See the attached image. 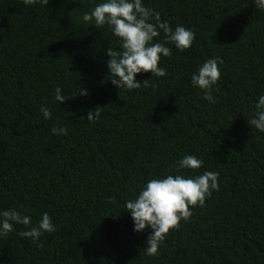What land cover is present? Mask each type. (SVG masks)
<instances>
[{
  "label": "trees",
  "instance_id": "1",
  "mask_svg": "<svg viewBox=\"0 0 264 264\" xmlns=\"http://www.w3.org/2000/svg\"><path fill=\"white\" fill-rule=\"evenodd\" d=\"M101 2L0 0V212L15 209L31 226L47 212L55 226L33 243L14 225L0 236V264H264V133L248 124L264 95V10L254 0H142L195 39L184 51L166 45V76L141 73L147 87L118 90L106 49L120 50L119 38L82 20ZM163 41L161 31L154 42ZM216 57L209 103L191 77ZM57 87L75 98L60 104ZM186 154L203 166L178 169ZM205 171L219 174V190L146 255L151 229L133 230L125 201L149 179Z\"/></svg>",
  "mask_w": 264,
  "mask_h": 264
},
{
  "label": "clouds",
  "instance_id": "2",
  "mask_svg": "<svg viewBox=\"0 0 264 264\" xmlns=\"http://www.w3.org/2000/svg\"><path fill=\"white\" fill-rule=\"evenodd\" d=\"M25 5L40 3L47 6L49 0H23ZM255 6L264 10V0H254ZM82 20L85 23L94 22L97 28L107 25L110 31L119 38L120 50L106 49L109 58L106 62L108 74L112 77L111 84L118 90L139 89L147 87L149 79L140 82L136 76L141 73H151V76L164 77L167 72L159 66L161 56L171 57L172 50L167 44L184 51L191 48L195 32L185 26L177 25L175 29L167 21H162L160 13L146 7L142 0H103L84 12ZM164 34L163 42H154L155 38ZM221 58L207 59L191 77V83L203 91L202 99L215 103L212 95L214 86L220 79L219 64ZM86 96L87 90L82 87L76 93ZM75 95V96H76ZM70 94H64L60 87L55 89V100L64 103L74 99ZM40 111L45 119H51V110L41 106ZM99 107L87 113V121L95 122L100 118ZM248 124L264 133V95L255 104V115L248 119ZM54 135H67L64 127L53 126ZM204 161L195 155L186 154L177 161L178 169H199ZM219 174L205 171L195 178L182 174L167 175L162 178L149 179L141 188L138 196L125 201L127 212L130 213L134 231L143 232L151 229L147 236V247L144 250L148 256L159 254L160 245L165 241L170 230L180 227L181 220L188 221L192 216L191 207H204L205 201L214 190H219ZM14 225H23L26 230L19 231L21 238H31L33 243L44 234L55 231L50 215L45 212L35 226H31V217L22 215L15 209L0 212V236H7L14 231ZM37 244V247H42Z\"/></svg>",
  "mask_w": 264,
  "mask_h": 264
}]
</instances>
